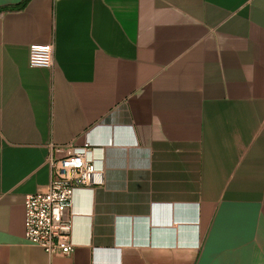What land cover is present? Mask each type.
I'll return each instance as SVG.
<instances>
[{
    "label": "crops",
    "instance_id": "obj_1",
    "mask_svg": "<svg viewBox=\"0 0 264 264\" xmlns=\"http://www.w3.org/2000/svg\"><path fill=\"white\" fill-rule=\"evenodd\" d=\"M86 142L49 255L25 198ZM0 264H264V0H0Z\"/></svg>",
    "mask_w": 264,
    "mask_h": 264
},
{
    "label": "built area",
    "instance_id": "obj_2",
    "mask_svg": "<svg viewBox=\"0 0 264 264\" xmlns=\"http://www.w3.org/2000/svg\"><path fill=\"white\" fill-rule=\"evenodd\" d=\"M31 67L51 69L54 66V45H31ZM92 144L86 142L71 155L49 156L51 179L46 191L25 198V241L42 248L47 254L70 256L72 221L66 214L73 205L75 190L98 185V170L90 158Z\"/></svg>",
    "mask_w": 264,
    "mask_h": 264
}]
</instances>
